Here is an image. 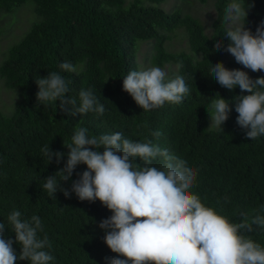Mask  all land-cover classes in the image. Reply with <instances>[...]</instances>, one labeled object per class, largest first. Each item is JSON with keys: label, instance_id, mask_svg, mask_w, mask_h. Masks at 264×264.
<instances>
[{"label": "trees", "instance_id": "trees-1", "mask_svg": "<svg viewBox=\"0 0 264 264\" xmlns=\"http://www.w3.org/2000/svg\"><path fill=\"white\" fill-rule=\"evenodd\" d=\"M28 1L34 5L37 21L8 47L0 63V79L18 95L10 114L0 111V222L9 228L5 239L15 240L7 221L15 209L24 219L41 218L39 235H47L51 247L46 250L54 257L50 264H110L117 256L104 243L105 232L98 227L112 215L99 200L80 201L74 193L66 198L59 190L51 197L43 189L44 178L62 168L67 157L59 164L53 157L48 164L42 147L47 144L53 151L67 153L63 144L71 143L77 127H86L89 136L121 132L133 141H151L186 160L197 173L191 191L231 222H240L241 213L251 216L264 206V135L255 140L245 137L246 130L236 123L232 98L247 93L239 87L233 91L221 87L210 71L212 64L223 62L226 68L246 71L253 79L264 76L243 68L223 47L214 50L217 40L224 47L230 42L223 36L226 25L221 20L230 0H212L215 16L210 34L196 17L179 8L165 12L158 7L167 0H0V12L14 13ZM250 3L253 7L242 22L255 33L264 21V0H244V7ZM180 31L187 50L168 51L166 42ZM140 43L151 46V66L175 65L176 72L167 77L185 78L189 93L181 103L165 102L144 111L123 91V77L138 70ZM62 62H71L76 72L61 70ZM53 71L69 81L66 98H75L78 106L79 91L91 89L104 105V114L73 116L71 105L60 110L59 101L46 106L37 102L36 77ZM219 94L230 102L232 111L223 130H212L206 107ZM152 163L162 165L160 158ZM84 170L85 165L77 166L72 180ZM61 186L70 189L71 180ZM254 229L246 235L264 245V229ZM13 247L20 251L19 245Z\"/></svg>", "mask_w": 264, "mask_h": 264}, {"label": "clouds", "instance_id": "clouds-1", "mask_svg": "<svg viewBox=\"0 0 264 264\" xmlns=\"http://www.w3.org/2000/svg\"><path fill=\"white\" fill-rule=\"evenodd\" d=\"M251 7L250 3L246 9L244 0H231L226 5L221 20L226 25L223 36L230 42L224 47L223 41L217 40L214 50L223 47L243 68L264 72V21L255 33L245 27L246 23H239L247 20ZM212 65L211 77L221 87L229 91L239 87L241 93H247L232 98L238 113L236 123L246 130L245 137L255 140L264 135V76L253 79L246 71L226 68L223 62ZM59 67L76 72L71 62H62ZM35 82L36 99L43 106L59 101L60 110L71 105L73 116L105 112L91 89L79 91L78 106L75 98H66L69 81L58 72L37 76ZM122 88L144 111L162 107L165 102L179 104L189 93L183 76L169 79L156 66L130 71L123 77ZM206 110L210 126L214 123L221 129L232 111L230 102L220 94ZM63 146L67 153L53 151L47 144L41 149L48 164L53 157L57 164L67 157L62 168L44 178L43 189L51 197L59 190L66 198L74 193L80 201L99 200L112 213L98 224L105 232L104 243L117 254L110 264H264V245L246 235L255 230L254 226L264 229V206L253 210L251 216L241 213L240 222H231L191 191L196 171L168 149L151 141H133L121 132L89 136L86 127H77L71 143ZM156 158L162 161L159 168L152 163ZM79 165H85L86 170L72 180ZM70 180V189L62 188V182ZM7 221L15 240L4 238L8 227L0 222V264H50L54 260L46 250L51 247L47 235H39L43 232L39 216L24 219L14 209ZM14 244L19 245V252Z\"/></svg>", "mask_w": 264, "mask_h": 264}, {"label": "rangeland", "instance_id": "rangeland-1", "mask_svg": "<svg viewBox=\"0 0 264 264\" xmlns=\"http://www.w3.org/2000/svg\"><path fill=\"white\" fill-rule=\"evenodd\" d=\"M133 0H126L130 2ZM231 0L229 1V3ZM148 5V3H144ZM159 8L165 12H172L179 8L182 13L189 14L196 17L204 27L206 34L211 32V22L215 16V10L212 0H208L204 4H200L194 0H167L166 2L158 5ZM34 5L32 2H26L21 5L14 13L0 12V63L4 59L6 51L10 45L18 41L23 33L30 27L32 22L37 21L33 11ZM243 24L242 20L239 22ZM168 51H181L187 50L186 38L182 32H175L171 35V39L166 42ZM150 50L151 46L147 43H140L136 63L138 70H145L153 66L150 65ZM167 76L175 73L177 67L169 64L162 67ZM18 100V95L15 90L7 89L3 81L0 79V111L4 114H10L13 111L14 104ZM211 105V104H210ZM210 108V106H209ZM208 128L215 130L218 127L213 123L210 126V118L207 113Z\"/></svg>", "mask_w": 264, "mask_h": 264}]
</instances>
